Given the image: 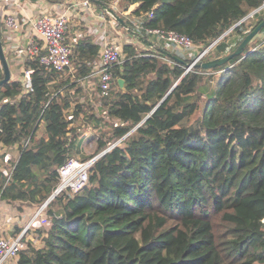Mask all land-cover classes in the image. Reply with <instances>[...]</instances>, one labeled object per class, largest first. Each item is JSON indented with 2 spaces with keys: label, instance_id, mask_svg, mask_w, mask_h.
Masks as SVG:
<instances>
[{
  "label": "trees",
  "instance_id": "trees-1",
  "mask_svg": "<svg viewBox=\"0 0 264 264\" xmlns=\"http://www.w3.org/2000/svg\"><path fill=\"white\" fill-rule=\"evenodd\" d=\"M97 1L120 13L136 4L131 15L139 27L122 19L155 47L117 23L141 48L122 45L107 97H97L96 87L92 99L84 95L99 49L88 39L73 48L74 71L46 68L41 50L22 65L32 69V91L12 77L0 86V145L18 144L20 151L9 180L0 167V199L7 203L41 206L58 168L77 156L86 128L94 143L86 158L121 140L96 159L80 191L47 204L49 221L34 231L40 246L28 243L13 264H264V26L245 56L188 71L194 58L144 32L176 31L203 51L264 0ZM263 18L264 7L216 42L205 60L233 52ZM0 26L5 52L1 19Z\"/></svg>",
  "mask_w": 264,
  "mask_h": 264
},
{
  "label": "built area",
  "instance_id": "built-area-1",
  "mask_svg": "<svg viewBox=\"0 0 264 264\" xmlns=\"http://www.w3.org/2000/svg\"><path fill=\"white\" fill-rule=\"evenodd\" d=\"M3 0H0L2 3ZM80 10L86 13H94V5L92 0H80L75 4ZM136 4H132L125 11L121 13L131 18L132 24L135 27H139L140 18H136L131 15L136 8ZM101 19L103 15L99 16ZM1 22L3 25L4 35L8 38L15 32L21 30L22 22L18 19V15L13 12H8L1 16ZM32 30L43 41V54L39 58L40 64L44 65L48 69H52L57 73L63 72L66 68L70 67V55L72 53L71 47L66 43V33L69 28V19L65 12H59L58 14H52L51 12L37 16L31 21ZM144 32L155 38L157 42L163 43L164 48L167 50L169 45H173L178 51L192 49L196 47V44L187 36L182 35L176 31L164 30L161 28H144ZM106 34L105 27H101L100 31H94V35L99 38L103 37V50L96 64V71L93 75H96L97 81L95 87L97 88V97L103 98L110 95L113 84L112 69L120 63L122 59L121 49L116 45L107 42L104 39ZM42 50V47L35 42L32 38L28 42L19 47L17 55L21 56L22 62L28 58L37 55ZM208 52V51H207ZM206 52V53H207ZM195 59L193 62L202 60L205 54ZM245 56V54H243ZM32 73L31 68L24 69L21 75V81L23 87L27 91H32V84L30 75ZM99 107V103L95 104V108ZM121 140L116 141L111 147L117 145ZM29 142V138L26 139L22 147H25ZM109 147V149L111 148ZM109 149L103 151L105 153ZM20 151L18 149V156ZM101 154V153H100ZM99 154V155H100ZM93 156L86 159L79 157H71L58 168V180L55 187L48 197V199L29 217V220L24 225L23 229L13 235L8 233L3 234V230L0 229V264H13L21 250L26 249L28 243L27 240L35 233L37 228L36 224L40 226L45 225L49 221V217L45 214L47 204L56 196L70 192L72 194L80 191L88 182V173L90 167L94 164L99 157ZM17 156V157H18ZM12 170L5 171L7 180L10 179ZM2 201L0 199V205ZM264 231V219H262Z\"/></svg>",
  "mask_w": 264,
  "mask_h": 264
},
{
  "label": "crops",
  "instance_id": "crops-1",
  "mask_svg": "<svg viewBox=\"0 0 264 264\" xmlns=\"http://www.w3.org/2000/svg\"><path fill=\"white\" fill-rule=\"evenodd\" d=\"M78 1L80 0H3L2 3L0 2V19L1 16H3L4 14L8 12H13L18 15V19L20 20V22H22L21 30L19 32L13 33L11 37L8 38L4 35L6 39L5 52L9 57V62H10L9 66L11 71V77L13 79L21 80V75L23 70V66H22L23 62L21 60V56L17 55V51L19 47L25 45L28 42V40L32 38L33 40H35L36 43L40 45V47H42V50H44L43 41L31 28V21H33L39 15L47 14L49 12H51L52 14H58L59 12L63 11L65 12V14L69 19V28L66 33L65 41L71 47L72 51L73 48L78 44V42L83 39H88L93 44L99 47L98 55L96 56L95 62L93 64V72L90 77L85 78L82 82L83 89L85 91L84 95L87 97V99L89 98L92 99V97L94 96L93 92H95L94 89L95 83L97 81L96 75H93V73L94 71H96L95 66L99 60L104 45L103 37L97 38L94 35V31H100L102 26L105 27L106 34L104 36V39L107 42H110L114 45L117 42L118 38L120 37L121 33L125 35L127 34L125 33V31H123L121 28L117 26V22L112 17H110V15L107 14L104 9L98 8L94 2H92V4L95 7L94 13H86L80 10L75 5ZM113 3H118V0H114ZM114 6H116V4H114ZM100 15H103L104 18L101 19L99 17ZM127 37L129 36L127 35ZM131 39L133 41L135 40L134 38ZM124 43H132V42L125 41L121 43L120 44L121 51H122V45ZM168 49L177 50L171 44L169 45ZM68 69L72 71L73 67L70 65ZM78 99H80L81 102L86 101L84 100L85 99L84 96H82L81 94H79ZM1 102L2 101H0V104ZM95 104L92 103L94 108H95ZM44 132H45L44 126L43 124H40L37 135L40 137L41 135L44 134ZM83 134L80 137H83ZM25 141L26 140L21 142V146H23ZM18 148H19L18 144H14L10 147H3L0 145V150L6 152V154L4 155V159L6 157L9 160L8 162H10L11 159L13 160L18 158L17 157ZM11 169L12 167L9 170ZM1 201L5 202L4 200ZM2 206L5 207L7 210H9V207L13 208V206H11V204L7 202L5 206L1 205V207ZM22 209L26 211L27 210L32 211V207H28V206H22ZM8 218L9 216L1 215L0 213V225L3 226L4 228H6L5 224H8L7 223ZM1 226L0 229L3 228ZM2 230L4 231V229Z\"/></svg>",
  "mask_w": 264,
  "mask_h": 264
},
{
  "label": "rangeland",
  "instance_id": "rangeland-1",
  "mask_svg": "<svg viewBox=\"0 0 264 264\" xmlns=\"http://www.w3.org/2000/svg\"><path fill=\"white\" fill-rule=\"evenodd\" d=\"M117 6V3H114ZM117 14L122 17L124 16L122 13L117 12ZM126 17V16H124ZM119 40V41H118ZM117 42L115 43V45L117 47H119L121 49V43L123 42H132L137 48H141V45L138 44L135 40L133 41L131 38L127 37V35L122 34L120 35V37L118 38ZM169 50V49H167ZM182 53H184L186 56L190 57V58H194L193 61L195 59H197L199 57V55L201 54L202 51H199V47H193L192 49H187V50H182ZM183 54V55H184ZM208 52L205 54L204 57H208ZM11 56V55H10ZM202 60H205V58H203ZM219 72H216L215 75L218 76ZM81 139V143L77 149V155L81 158H86L88 157L94 148V143L91 141L93 139V131L89 129H87L84 134L83 137H80ZM6 154L5 151L0 150V167H2L6 172L9 171L8 166L10 164V162H8L9 160L5 157L4 159V155ZM104 154V153H103ZM3 157V158H2ZM6 202H2L1 205L5 206ZM0 205V213L1 215H6L9 216L7 223L5 224V227H3L2 229H4V233H8V235H13L16 233V231H20L23 229L24 225L26 224V222L29 220V217L33 214V212L36 210L35 207L32 208V211L30 210H23L21 205L19 203L16 204H11L12 207H9V210H7L5 207H1ZM44 226V225H43ZM40 224H36L35 228H39ZM34 232V231H33ZM32 236H30V238L27 240L26 243H30L33 246H40V239L37 236L36 233H32ZM11 263V262H10ZM8 263V264H10Z\"/></svg>",
  "mask_w": 264,
  "mask_h": 264
},
{
  "label": "water",
  "instance_id": "water-1",
  "mask_svg": "<svg viewBox=\"0 0 264 264\" xmlns=\"http://www.w3.org/2000/svg\"><path fill=\"white\" fill-rule=\"evenodd\" d=\"M92 2L94 3H98L97 0H92ZM264 4L253 10L252 12H250L246 17H244L241 21H239L238 23H236L235 25H233L229 30H227L225 33H223L218 39H216L214 42H212L206 49H204L201 52V56L204 55V53H206L216 42H218L221 38H223L228 32H230L234 27H236L239 23H241L242 21H244L245 19H247L248 17L252 16L254 13H256L259 9L263 8ZM102 9H104L106 11L107 14L110 15V17H112L118 24H120V26L126 30V32L131 36L134 37L135 39H138V41L146 44L147 46L150 47H155L153 43L145 40L143 37L138 36L127 24L126 22L122 19V17H120L117 12L115 10H113L110 7H105L102 6ZM264 26V18L248 33L245 35V37L241 40V42L239 43V45L236 47V49L227 54V55H223L217 58H213V59H209V60H200L198 62H192L191 64H189L186 68V71H188L190 68L192 67H196V68H200V69H211L214 67H218L221 66L225 63H227L229 60H231L233 57L238 56L243 54L246 46L248 45L249 42H251V40L258 34V32L261 30V28ZM162 51V50H161ZM170 55V54H169ZM171 56V55H170ZM173 59L177 60L175 57L171 56ZM0 64L2 66V70H3V77L0 79V86H2L3 84L7 83L8 81H10L11 79V71H10V66L8 64V60L6 59V55L2 46V42H1V26H0ZM117 83L120 89L124 88V81L123 79H117ZM23 85V84H22ZM103 152L100 154L102 155ZM99 155V156H100Z\"/></svg>",
  "mask_w": 264,
  "mask_h": 264
}]
</instances>
